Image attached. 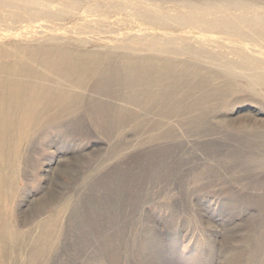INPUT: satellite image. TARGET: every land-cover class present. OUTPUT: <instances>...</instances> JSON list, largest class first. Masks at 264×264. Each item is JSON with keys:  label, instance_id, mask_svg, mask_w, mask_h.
Returning a JSON list of instances; mask_svg holds the SVG:
<instances>
[{"label": "rangeland", "instance_id": "374dc122", "mask_svg": "<svg viewBox=\"0 0 264 264\" xmlns=\"http://www.w3.org/2000/svg\"><path fill=\"white\" fill-rule=\"evenodd\" d=\"M104 11L0 19V45L11 50L59 42L78 54L86 42L103 54L83 87L49 82L72 90L75 108L38 128L24 146L2 204L11 248L4 258L0 253V264H264V125L248 124L251 115L264 121V99L217 94L230 88L218 75L221 62L147 48L131 58L121 45L143 27L127 16L131 9L107 20ZM182 37L170 47H199L189 32ZM224 43L206 50L233 58V43ZM136 58L159 68L171 61L175 75L126 85L116 78L118 66ZM102 73L109 78L99 84Z\"/></svg>", "mask_w": 264, "mask_h": 264}, {"label": "bare ground", "instance_id": "6f19581e", "mask_svg": "<svg viewBox=\"0 0 264 264\" xmlns=\"http://www.w3.org/2000/svg\"><path fill=\"white\" fill-rule=\"evenodd\" d=\"M168 2L163 0H0V10L12 9L10 14L1 13L0 19L7 21L10 18L19 22H22L24 17L30 20L38 18L57 20L62 19L63 14L68 12L75 17L77 10L91 8L93 11L95 9L100 11L106 8L107 11H104L102 15L107 20L112 13L124 17V13L131 9L127 16L131 14V18L143 27L140 31L145 33H134L126 45H121L126 51L125 54L132 58L137 51L147 48L154 53L162 52L176 56L194 55L199 59L206 58L213 62H221L222 64L219 65L221 71L218 75L230 80L228 82L230 88H222L217 94H224L226 91L238 94L245 92L255 99L256 97L264 99V0L263 2L226 0L200 4L189 0L170 4ZM55 5H60L57 11ZM172 10L174 14H171ZM187 32L191 35V40L199 44L198 48H193L191 45L180 49L170 47L177 45L179 38L184 41L182 35ZM224 41L233 43L230 46L233 58L225 60L218 54H212L206 50V44L222 47L225 44ZM81 45L84 46V50L78 54L59 42L54 45L52 42L46 46L35 45L29 49L18 45L12 50L9 44L0 45V202H2L0 203V253L3 254V258L11 243L9 244L7 232L10 217L6 216L7 213L5 208H2V204L6 202L9 190L14 187L24 146L38 128L58 122L56 120L60 117V113L75 108L74 96H77L69 94L72 90L64 89L60 83L53 86L49 82L55 79L58 82L65 81L72 88L83 87L84 74L91 75L90 66L99 65L103 58L101 56L103 54L89 51L86 42ZM173 67L174 63L171 61H166L163 67L159 68L157 63L145 59L136 58L130 61L122 59L116 78L131 86L151 84L156 81L161 82L170 72V78H172L175 75V71L172 72ZM105 72L108 74L107 69ZM159 72L162 73L159 74ZM107 74L102 73L98 76L99 84H103L109 78ZM45 81L48 85L44 83ZM252 116L254 115L248 117V124L254 121L258 125H264V121ZM251 125L254 126L253 123ZM58 167H62L61 163ZM45 223L43 228L49 231L47 228H50L53 222L48 220ZM17 233L20 234L18 231ZM42 241L40 240V243ZM34 250L36 254V246ZM19 251L22 250L19 249ZM12 252L14 254L13 250Z\"/></svg>", "mask_w": 264, "mask_h": 264}]
</instances>
